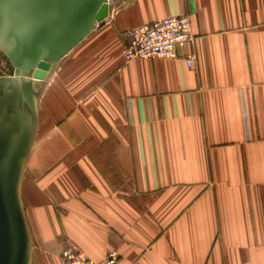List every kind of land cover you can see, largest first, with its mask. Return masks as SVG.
I'll list each match as a JSON object with an SVG mask.
<instances>
[{
    "label": "crops",
    "instance_id": "crops-1",
    "mask_svg": "<svg viewBox=\"0 0 264 264\" xmlns=\"http://www.w3.org/2000/svg\"><path fill=\"white\" fill-rule=\"evenodd\" d=\"M108 2L33 81L30 264L69 247L96 262L264 264V0ZM174 16L195 40L178 59L123 60L124 32Z\"/></svg>",
    "mask_w": 264,
    "mask_h": 264
},
{
    "label": "water",
    "instance_id": "water-1",
    "mask_svg": "<svg viewBox=\"0 0 264 264\" xmlns=\"http://www.w3.org/2000/svg\"><path fill=\"white\" fill-rule=\"evenodd\" d=\"M109 0H0V56L16 82L43 81L97 24ZM21 102L31 95L15 92ZM17 104L0 113V264H30L32 241L20 189L36 128L33 110Z\"/></svg>",
    "mask_w": 264,
    "mask_h": 264
},
{
    "label": "built area",
    "instance_id": "built-area-1",
    "mask_svg": "<svg viewBox=\"0 0 264 264\" xmlns=\"http://www.w3.org/2000/svg\"><path fill=\"white\" fill-rule=\"evenodd\" d=\"M121 39L124 44L122 58L126 62L135 59L175 60L179 58V46L195 42L191 18L188 16H174L151 22L124 32ZM185 61L189 68L196 64L194 55ZM59 262L60 264H120L116 251L109 252L102 262H96L72 247L61 252Z\"/></svg>",
    "mask_w": 264,
    "mask_h": 264
},
{
    "label": "rangeland",
    "instance_id": "rangeland-1",
    "mask_svg": "<svg viewBox=\"0 0 264 264\" xmlns=\"http://www.w3.org/2000/svg\"><path fill=\"white\" fill-rule=\"evenodd\" d=\"M16 78L12 77L9 73V66L5 59L0 56V113L2 114V111L12 105L17 104V100H19V106L25 107L28 109V111H32V103L34 104V99L30 98L29 102L22 103L21 98L19 96L15 97V92L19 91V94H26L27 96L31 95L35 98L33 95V89L38 90L39 87L36 86V84H33V81L31 80H21L20 82L14 81ZM35 86V88H34ZM22 92V93H21ZM25 104V105H24ZM30 159V156L28 157V161ZM28 163V162H27ZM26 168V167H25Z\"/></svg>",
    "mask_w": 264,
    "mask_h": 264
},
{
    "label": "bare ground",
    "instance_id": "bare-ground-1",
    "mask_svg": "<svg viewBox=\"0 0 264 264\" xmlns=\"http://www.w3.org/2000/svg\"><path fill=\"white\" fill-rule=\"evenodd\" d=\"M14 81H16V80H14ZM19 92V91H18ZM25 103V102H24ZM25 105V104H24Z\"/></svg>",
    "mask_w": 264,
    "mask_h": 264
}]
</instances>
